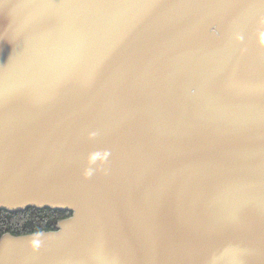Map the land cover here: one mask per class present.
Instances as JSON below:
<instances>
[{
	"label": "water",
	"instance_id": "1",
	"mask_svg": "<svg viewBox=\"0 0 264 264\" xmlns=\"http://www.w3.org/2000/svg\"><path fill=\"white\" fill-rule=\"evenodd\" d=\"M0 264H264V0H0Z\"/></svg>",
	"mask_w": 264,
	"mask_h": 264
},
{
	"label": "trees",
	"instance_id": "2",
	"mask_svg": "<svg viewBox=\"0 0 264 264\" xmlns=\"http://www.w3.org/2000/svg\"><path fill=\"white\" fill-rule=\"evenodd\" d=\"M70 215L69 211L49 208L31 207L16 212L0 210V237L7 232L13 235H24L55 230L58 222Z\"/></svg>",
	"mask_w": 264,
	"mask_h": 264
}]
</instances>
